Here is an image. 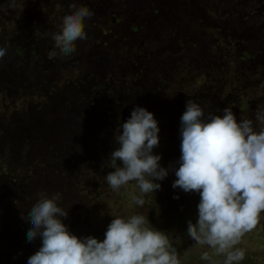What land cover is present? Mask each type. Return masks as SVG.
I'll use <instances>...</instances> for the list:
<instances>
[{
    "label": "rangeland",
    "instance_id": "1",
    "mask_svg": "<svg viewBox=\"0 0 264 264\" xmlns=\"http://www.w3.org/2000/svg\"><path fill=\"white\" fill-rule=\"evenodd\" d=\"M72 2L17 0L15 9L0 13V47L8 50L0 60V172L17 168L22 153L36 161L31 143L40 132H49L46 157L58 148L67 152L55 172L41 173L29 186L28 175L35 171L24 173L27 164L18 180L0 175V264H27L41 246L39 237L27 240L26 219L41 195L59 197L70 231L73 224L90 230L110 223V213H142L168 232L182 264H206L200 260L206 249L186 235L188 220L197 218L199 194L173 188L170 170L157 181L162 187L136 206L135 185L119 192L108 186L105 176L114 169L107 160L117 147L118 125L137 105L158 120L154 152L162 155L163 167L179 166L180 118L189 99L206 114L223 115L230 105L238 120L242 112L254 119L264 104V0H75L94 12L86 20L87 39L77 41L73 55L49 59L54 41L47 33L59 30ZM0 4L7 6V0ZM112 16L114 22L107 23ZM150 17L152 25L144 26ZM19 51L27 52L24 60ZM65 132L69 138L63 142ZM71 150L79 154L78 164ZM65 169L74 182L59 193L56 181L65 182ZM55 175L60 177L54 180ZM238 247L246 252L241 264H264V212Z\"/></svg>",
    "mask_w": 264,
    "mask_h": 264
},
{
    "label": "clouds",
    "instance_id": "2",
    "mask_svg": "<svg viewBox=\"0 0 264 264\" xmlns=\"http://www.w3.org/2000/svg\"><path fill=\"white\" fill-rule=\"evenodd\" d=\"M16 7L17 0H7V6L0 4V13ZM70 7L72 11L63 17L59 30L47 33L54 41L49 59L73 55L77 41L87 39L86 20L94 12L75 0ZM7 51L0 47V60ZM159 133L153 112L139 105L133 108L116 129L117 147L107 160V167L114 169L105 176L108 186L119 192L135 185L138 192L131 202L143 207L145 197L162 187L157 181L174 170L172 187L200 197L197 218L188 220L186 231L194 246L206 249L200 260L241 264L246 252L238 245L257 227L264 212V104L257 106L254 119L242 112L238 120L230 105L223 115L206 114L198 101L189 99L180 118L178 167L161 165L162 155L154 152L160 144ZM58 201L55 195H41L27 213L31 224L27 240L41 239L27 264H182L168 232L152 225L148 216L110 213L113 219L103 240L80 237L64 223L68 209Z\"/></svg>",
    "mask_w": 264,
    "mask_h": 264
},
{
    "label": "trees",
    "instance_id": "3",
    "mask_svg": "<svg viewBox=\"0 0 264 264\" xmlns=\"http://www.w3.org/2000/svg\"><path fill=\"white\" fill-rule=\"evenodd\" d=\"M263 1V0H262ZM262 4L261 2H257L256 3V6L259 7V5ZM240 9V8H238ZM245 9V8H244ZM244 11V10H243ZM110 17V16H109ZM114 16H112V18H110V20L108 19L107 20V23L109 24H112L114 21L113 18ZM150 20V21H149ZM154 18L152 19V17L148 18V21L149 22H146L147 20H145V22L143 23L144 26H151L152 25V22H153ZM127 34H129L127 32ZM139 44V43H138ZM18 56H19V61L20 60H24L27 52H24V51H19L17 52ZM31 57V55L28 57V60L29 58ZM143 80H145V78H142ZM35 80V78L32 77V81ZM29 83H31V81L27 80ZM142 82V81H141ZM143 84V83H142ZM31 110H32V107H31ZM52 111V109H51ZM48 114V113H47ZM35 115H36V112H35ZM56 117V115H55ZM51 118V117H49ZM48 129V128H47ZM72 130V129H71ZM40 131V130H39ZM49 133V132H44L42 135V133L40 132L38 134V136L35 138V140L32 141L31 145H33V147H31V151L30 153L34 154L36 153V155H38V160L36 159V161L34 160H28V156L30 155L29 153H22V155H19L18 157V160H17V164H18V167L15 168L14 170H11V173L9 171V166H6L4 169L1 170L0 172V175H6L7 173H10L11 175H13L14 178H16V180L19 179V177L21 175H23V172H24V165L27 164L28 166L26 167V172H31V171H35L33 172L32 174L28 175V181H27V185L29 186L31 183H34V181H37V179L39 178V176L41 175V173H53L55 172V170L58 167L59 163H61V160H62V153H67L63 150H61L60 148H58V151H57V154L55 156H50V153H49V156H45V152H44V149L47 148L46 146V143H49V139L46 138V134ZM66 133V132H65ZM66 137L65 139L63 140L64 141H68V138H69V133H66ZM37 147L38 149H41L42 150V153H38L40 151H36L37 150ZM71 153H72V150H71ZM71 153H68V154H71ZM26 154V155H25ZM78 156L79 154H73L72 153V157H73V160H72V163L73 164H78L80 161L78 159ZM29 161V162H28ZM31 161V162H30ZM82 161H86L84 159L81 160V164H82ZM57 164V165H56ZM37 165H40V170H34V168L37 166ZM72 166V165H71ZM40 171V174H38L37 172ZM68 171L67 169L64 170V174H62L61 176H64V177H61L65 182H61V181H56L59 183V185H56V190L59 192V193H65V190L68 188L67 186L70 187L71 183L70 182H74L72 176L69 177L67 175ZM58 177H60L59 175H55L54 176V180H56ZM13 183H15V180L13 179L12 181ZM29 183V184H28ZM16 187V186H15ZM14 187V191H15V188ZM66 187V188H65ZM13 196L16 198V194L15 192L13 193ZM51 197V196H49ZM15 200V199H14ZM12 200V201H14ZM108 224L109 223H104L103 225L101 226H94L92 229L90 230H84V228L81 227V224L79 225H72L71 227V232L80 236V237H85V236H95L101 240L104 239V233L106 232L107 230V227H108Z\"/></svg>",
    "mask_w": 264,
    "mask_h": 264
}]
</instances>
